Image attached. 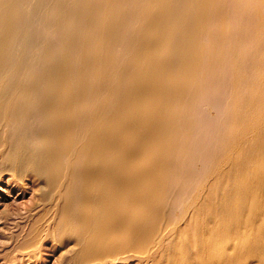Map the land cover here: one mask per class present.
<instances>
[{
	"label": "bare ground",
	"instance_id": "6f19581e",
	"mask_svg": "<svg viewBox=\"0 0 264 264\" xmlns=\"http://www.w3.org/2000/svg\"><path fill=\"white\" fill-rule=\"evenodd\" d=\"M191 2L0 0V145L9 150L6 160L18 163L12 171L19 176L35 163L42 166L39 176L53 165L66 168L44 197L63 217L62 230L74 236L75 264L132 255L158 264L162 256L164 264H264V198L191 191L205 179L203 161L213 163L229 137L232 102L248 91L240 68L250 58L241 55L246 41L257 43L260 23L245 30L244 0L232 8L221 1V20L202 49L206 59L195 65L187 59L197 42ZM81 18L92 27L85 36L95 52L88 73L73 47ZM227 19L234 31L223 28ZM227 84L231 100L211 130L215 140L191 142L194 120L170 118L182 104L168 99H182L184 91L187 99L205 97ZM57 90L71 96L52 98ZM190 159L199 162L198 171ZM165 184L173 185L170 208L161 198Z\"/></svg>",
	"mask_w": 264,
	"mask_h": 264
},
{
	"label": "rangeland",
	"instance_id": "374dc122",
	"mask_svg": "<svg viewBox=\"0 0 264 264\" xmlns=\"http://www.w3.org/2000/svg\"><path fill=\"white\" fill-rule=\"evenodd\" d=\"M221 1L224 2L223 7L230 8L234 0H195L193 5L191 2L192 11L195 14L194 29L197 32V42L195 50L193 49L192 54L190 53L191 56L189 57L191 59H187L195 65L199 60L204 61L206 59V53L204 54L202 49L206 50L211 43L207 35L208 30L214 23H219L221 20L219 11L221 9L218 6ZM258 2L261 5L259 9H257ZM63 4L65 5V3ZM244 8V19H242V22L245 30L253 31V27L255 25L257 27V24L260 23V29L256 32L257 43L246 41L244 45L246 53L252 52L254 55L251 57L250 55H245L246 53L241 55L242 60L250 58L248 66H245L249 68H240L247 75V79L243 80L241 84L248 91L246 94L240 93L241 95L239 94V97L232 102L233 113L231 112V118H233V127H231L232 129L230 128L229 137L222 140L220 154L217 153L214 156V165L212 163L213 160L211 161L210 158L203 161L204 167L207 165L204 182L201 181V177L195 180L198 182L199 186L197 187L200 189L195 190L197 188L195 187L191 191L213 192L217 195L253 194L262 203L264 198V0H244ZM69 9L73 11V7L70 4ZM208 13L212 14L213 18L209 19ZM54 17L59 18V14H55ZM86 22L87 20L84 21V18H81L76 23L79 37L78 43H74L73 47L76 50H81L78 58H80L83 71L88 73L91 62L95 57V52L85 42L89 27L92 29ZM115 23L116 21L112 22V25ZM223 28L234 31L235 27L227 19L224 21ZM130 29L137 30L134 26H131ZM0 30L4 31L5 29L0 27ZM49 68L51 67L45 66L44 70ZM224 76L223 79L230 80L229 75ZM94 78V76H91L90 80ZM228 86L229 84L218 88H210L208 89V95L205 97H200L199 95L195 99H187L188 95L184 91L180 95L182 99H168L170 100L169 102L180 101V104H182L180 109L169 113L170 118L189 117L194 120L195 126L192 134L195 136L190 139L191 142L193 141V143L200 145L210 144L215 140L211 130L220 124L219 119L223 115V110L228 105L229 100H231L226 99V94L231 92V87ZM56 96L60 99H69L71 94L63 90H57V95L52 98H56ZM252 96L255 97L256 102ZM19 99H28V96L24 95ZM252 103L254 104L252 105ZM110 105L113 106L114 101ZM85 106L93 107L94 103L87 102ZM233 128L235 129L233 130ZM232 131L234 132L232 133ZM256 132L257 134H255ZM257 135L262 136L258 138L256 137ZM50 148L51 145L44 151L46 152ZM8 155L7 146L0 145V264H67L68 261L69 264L71 262V264H75L78 260L76 257L78 247L74 241V236L62 230L63 217L59 210H55L54 205L50 204L51 201L44 197L47 191L51 194L52 189L57 187L58 184L55 180L59 169L66 168L64 165L59 167L53 165L39 176L36 171H40L42 166L41 163H35L29 169L20 171L24 175L19 176L18 173L12 171V166H18V163L6 160ZM191 160L189 161L192 164L191 167H193L191 170L198 171L200 169L199 162ZM97 163L94 162V164ZM141 166L146 168L150 164L141 163ZM60 173V179L62 181L66 180L65 172L62 171ZM49 180L50 182H46ZM213 183H215V186L209 187V184ZM45 185H48L47 188ZM90 190V192L94 191V189ZM163 190L164 193L161 198L165 205L164 208H170L171 204L169 203L174 198V193L171 191L173 190V185L165 184ZM54 193L58 195V190ZM178 202L177 200L173 203L177 204ZM133 245L135 246V244ZM163 259H165V256H162V263L160 262V264H164ZM150 261L151 259L146 262L145 259L132 255L130 257H119L113 261L106 260L103 263L92 259L87 264H158L155 260Z\"/></svg>",
	"mask_w": 264,
	"mask_h": 264
}]
</instances>
